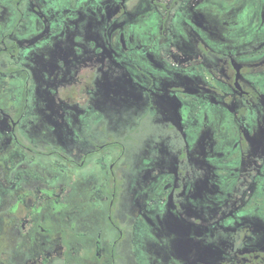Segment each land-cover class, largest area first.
Segmentation results:
<instances>
[{
	"label": "flooded vegetation",
	"instance_id": "af4514ba",
	"mask_svg": "<svg viewBox=\"0 0 264 264\" xmlns=\"http://www.w3.org/2000/svg\"><path fill=\"white\" fill-rule=\"evenodd\" d=\"M0 264H264V0H0Z\"/></svg>",
	"mask_w": 264,
	"mask_h": 264
}]
</instances>
